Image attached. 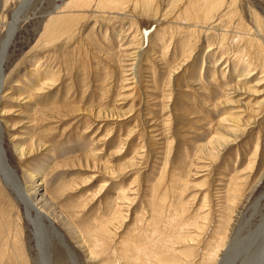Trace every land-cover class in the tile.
Here are the masks:
<instances>
[{"label": "rangeland", "instance_id": "374dc122", "mask_svg": "<svg viewBox=\"0 0 264 264\" xmlns=\"http://www.w3.org/2000/svg\"><path fill=\"white\" fill-rule=\"evenodd\" d=\"M25 1L0 0V49ZM31 2L0 118L48 217L0 174V264H42L37 231L52 264H74L62 241L79 264H240L264 214V0Z\"/></svg>", "mask_w": 264, "mask_h": 264}, {"label": "bare ground", "instance_id": "6f19581e", "mask_svg": "<svg viewBox=\"0 0 264 264\" xmlns=\"http://www.w3.org/2000/svg\"><path fill=\"white\" fill-rule=\"evenodd\" d=\"M32 0H26L23 4L22 7L19 11H16L14 14V20L11 23L10 27L8 28L4 38L2 39L1 42V49H0V93L1 90L3 89L4 82H3V77H4V65L7 60V52L9 49V46L13 40V37L16 33V28L19 22V20L22 18V15L24 13V10L27 9L26 2L30 4ZM32 3V2H31ZM27 4V5H28ZM25 7V9H24ZM21 21V20H20ZM0 107H1V97H0ZM0 108V112H1ZM1 116V114H0ZM3 126H2V120L0 118V174L6 183V185L13 191V193H18V198L20 201L24 202L25 208L27 209V215L31 223H33L35 226L39 223L42 227L45 226L43 220L46 216L45 211L40 208V204L35 203L36 196L38 195L39 188L35 189V191L29 192L28 190L26 191L25 187L21 183L15 169L12 167V165L9 162L8 156L6 155L5 149H4V139H3ZM18 149V147H16ZM20 154L23 156V150L20 149ZM40 173H37L35 178H39ZM37 187L41 185V182L38 180L37 181ZM36 187V188H37ZM264 196V195H263ZM259 204V203H258ZM256 207V206H255ZM256 210V209H255ZM34 213L36 214L34 216ZM52 227V225H51ZM39 229V228H38ZM37 238L39 239V243L41 246V252L39 256L43 258L41 261L42 264H52L51 257H49V249L48 246L50 245V234L45 235L42 234L41 232L37 231ZM58 238L61 239L62 241V236L57 232ZM252 234V235H250ZM249 237H245V241L241 244L242 248L244 249V253L246 254V257H243V260H241L240 264H264V214L261 216L259 223L256 225L255 229L251 231ZM65 248H67V252L69 253V256H71V259L73 260L74 264H79L78 258L76 259V256L74 252L67 247L66 244H64V241L61 243ZM236 244L240 245V241L237 242ZM39 246V247H40ZM53 246V245H52ZM239 248H235L234 250L237 251ZM52 251V250H50ZM51 253V252H50ZM53 256V255H52ZM39 257V258H40ZM228 258L230 259V255L225 253L222 258L219 260L218 264L223 263L224 260ZM13 262V261H12ZM228 264L232 263V261L228 260ZM54 264V263H53Z\"/></svg>", "mask_w": 264, "mask_h": 264}, {"label": "water", "instance_id": "95a60500", "mask_svg": "<svg viewBox=\"0 0 264 264\" xmlns=\"http://www.w3.org/2000/svg\"><path fill=\"white\" fill-rule=\"evenodd\" d=\"M228 260H230V259L226 258L223 263L221 262V264H228V262H227Z\"/></svg>", "mask_w": 264, "mask_h": 264}]
</instances>
